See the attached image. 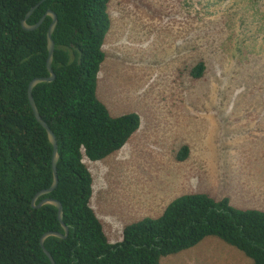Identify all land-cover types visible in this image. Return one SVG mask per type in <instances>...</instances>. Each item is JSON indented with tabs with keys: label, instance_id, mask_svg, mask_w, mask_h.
Returning a JSON list of instances; mask_svg holds the SVG:
<instances>
[{
	"label": "rangeland",
	"instance_id": "374dc122",
	"mask_svg": "<svg viewBox=\"0 0 264 264\" xmlns=\"http://www.w3.org/2000/svg\"><path fill=\"white\" fill-rule=\"evenodd\" d=\"M109 11L97 95L112 115L141 118L120 150L101 160L84 154L109 241L189 192L264 210V0H110ZM251 263L216 236L162 258Z\"/></svg>",
	"mask_w": 264,
	"mask_h": 264
},
{
	"label": "trees",
	"instance_id": "16d2710c",
	"mask_svg": "<svg viewBox=\"0 0 264 264\" xmlns=\"http://www.w3.org/2000/svg\"><path fill=\"white\" fill-rule=\"evenodd\" d=\"M37 23L47 10L58 16L53 33L56 78L33 89L40 115L56 135L60 158L59 182L42 195L59 200L66 238L50 236L44 251L41 237L47 231L65 233L58 208L32 205L34 196L53 181V145L32 109L29 83L46 77V16L35 30L22 20ZM110 0H0V264H162V258L194 247L216 236L264 264V210L236 207L225 196L189 192L173 199L157 217L146 216L127 224L122 240L110 242L103 223L91 205L93 176L84 162L101 160L120 150L139 129L140 115L114 116L97 95L98 75L106 59L104 44L111 27ZM205 63L192 68L203 75ZM184 145L179 159L188 156Z\"/></svg>",
	"mask_w": 264,
	"mask_h": 264
},
{
	"label": "water",
	"instance_id": "95a60500",
	"mask_svg": "<svg viewBox=\"0 0 264 264\" xmlns=\"http://www.w3.org/2000/svg\"><path fill=\"white\" fill-rule=\"evenodd\" d=\"M42 1L43 0H41V2ZM39 4L40 3H38L36 6L32 7L30 9V11L26 14L25 18L22 20V26L24 29H27V30H35L36 28H38L43 23L46 16H50L52 18V22L50 23L48 31H47V46H48L47 68H48V71L50 74L46 77H35L34 79H32L31 82L29 83V87H28V96H29V100H30V103H31V106H32V109L34 111L36 118L47 130L48 138L53 145V158H52L53 181H52V184L50 185L49 188L39 191L34 196V198L32 200V205H34L36 207H40V206L45 205V204H51V205H54L58 208V218H59L62 226L65 229V233H62L59 231H47L41 237V244H42L44 251L50 257L52 262L55 263L54 258L52 257L51 253L45 247V241L50 236H56V237H60V238H66L68 236L69 227L65 224V222L63 220V216H64L63 205L59 200H57L53 197H46L43 200H41L38 204L36 202L40 196L51 193L58 186L59 177H58L57 165H58V161L60 158V153H59L58 140L56 138L55 133L53 132L51 127L48 125V123L40 115L38 106H37L36 101H35L34 96H33V89L39 83L52 82L56 78V73L53 69V60H54V52H55V41L53 39V33H54L56 26L58 24V16L52 9H49V10H47L45 15H43L42 18L37 23L29 24L27 22V19L31 16V14L33 13V11L36 9V7Z\"/></svg>",
	"mask_w": 264,
	"mask_h": 264
}]
</instances>
